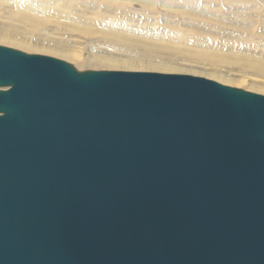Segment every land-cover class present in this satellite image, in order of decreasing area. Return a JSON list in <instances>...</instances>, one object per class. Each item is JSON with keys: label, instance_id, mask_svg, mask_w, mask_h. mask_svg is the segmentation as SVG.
Wrapping results in <instances>:
<instances>
[{"label": "water", "instance_id": "95a60500", "mask_svg": "<svg viewBox=\"0 0 264 264\" xmlns=\"http://www.w3.org/2000/svg\"><path fill=\"white\" fill-rule=\"evenodd\" d=\"M0 264H264V96L0 47Z\"/></svg>", "mask_w": 264, "mask_h": 264}, {"label": "bare ground", "instance_id": "6f19581e", "mask_svg": "<svg viewBox=\"0 0 264 264\" xmlns=\"http://www.w3.org/2000/svg\"><path fill=\"white\" fill-rule=\"evenodd\" d=\"M125 1L127 0H0V19L5 15L12 22H23L31 28L39 23L57 19L61 22V26L85 36L88 39L87 47L89 48L106 46L108 50H112L114 44H118L145 49L148 60L142 63L116 60L107 58V56L102 58L95 54V50L93 51L94 54L87 52L93 56L87 55L84 59L76 60L66 55L54 42L46 41L47 44L32 46L16 41L11 36V34L16 35L14 26H9L6 29L11 34H0V46L21 49L30 54H54L69 61L68 63H73L78 72H86L101 66L110 70H146L145 73H150V71L164 73L166 71H178L189 74L195 73L192 69H184L175 64L177 56L202 60L207 58L205 53L208 49L218 48L222 52L228 49L233 56L237 57L235 58L237 62L244 63L246 67L253 69L257 75L260 73L262 76L264 75V19L261 18L259 29L255 32L251 26H255L256 30L258 23L254 25L251 22V20L255 21L252 15L243 13L244 15L238 16L240 10L248 11L253 7L262 9L264 13V0H251L247 3L236 0H218L221 5L226 7V13H214L213 16L216 19L209 13L213 4L212 1L215 2L216 0H201L202 2L197 4L191 3L190 0H183L189 4L187 8L180 7L179 0H166V2L165 0H129L137 4L133 9L134 13L140 4V7L143 4L145 7L146 4L149 9L152 8V2L155 1L156 3H153L157 9L154 6V10L158 13L154 19H150L149 15H145L149 16V19L143 18L141 11H139L141 14L136 13L135 16L132 14L129 18L130 15H127L129 12L126 11L129 7H126ZM163 2L165 3L163 4ZM201 5H206V7H202L204 10L210 8L206 10L208 12L196 9L200 8ZM172 8H183L188 9V11H183L179 15V12L177 10L172 11ZM146 11L148 10L146 9ZM152 12L154 11L152 10ZM109 13L114 14L113 17L110 15L105 18V14L107 17ZM186 20L189 21L185 22ZM159 23L162 26H159ZM171 43L181 46L174 49L173 57H170L171 60L162 61L159 52L172 50ZM210 59L211 57H209ZM211 76L225 86L242 87L222 77ZM245 90L250 89L243 91ZM260 90L257 89L255 92L259 93Z\"/></svg>", "mask_w": 264, "mask_h": 264}, {"label": "rangeland", "instance_id": "374dc122", "mask_svg": "<svg viewBox=\"0 0 264 264\" xmlns=\"http://www.w3.org/2000/svg\"><path fill=\"white\" fill-rule=\"evenodd\" d=\"M197 1L198 0H190L191 3H195V4L202 2L201 0H199L198 2ZM236 1L242 2V3L243 2L247 3L248 1H251V0H236ZM2 2L9 4L5 1H2ZM153 2H155V1H153ZM153 2H152V4H153L152 8L150 7L149 9H148V7H146V4H145V7L143 6L144 4L140 7L141 4L138 3V4H140L139 8H138V10L135 9V13H134L133 9L135 8V6H137V4L132 3L129 0L125 1V5H127L126 7L127 8L129 7L128 10H126L129 12V13H127V15L128 14L130 15L128 17L131 18L132 14H133L132 16H135L136 13L141 14V12H143L141 14L143 18L146 17L147 19H149L151 17L150 19H154L155 17H157L158 12L156 10H154L156 6L154 5ZM165 2H166V0H165ZM165 2H163V4ZM212 2H213V4L211 5V10H210L211 12L209 11V13H211L210 15L213 16L214 13H219V12L226 13V7L224 5H221L218 0H216L215 2L214 1H212ZM179 5H180V7H184V8L189 7V4L184 2L183 0H179ZM170 6H171V4H170ZM199 7L200 8H196V9H198L200 11H205V12H208L206 10L210 9V8H207L206 10H204V8L202 9V7H206V5H203V6L201 5ZM141 8H143V9H141ZM146 9L148 11H146ZM156 9H157V7H156ZM130 10H131V12H130ZM152 10L154 12H152ZM175 10H177L179 12V15L183 11H188V9H183V8H176V9L172 8V11H175ZM139 11H141V12H139ZM149 11L151 14L148 13ZM243 13L252 15L253 16L252 18L255 21L253 22L251 20V22L254 23V25H256V23H258L257 27L260 24L259 22H261L260 21L261 18L264 19L263 18L264 13H263L262 9H260V8L253 7L248 11L240 10L238 13V16L244 15ZM110 15H112L111 17H113L114 14L109 13V15L107 14V17L105 14V18H108ZM145 15H149L150 17L145 16ZM152 15H155V16L152 17ZM171 16H174V14H171ZM214 18L216 19V17H214ZM138 19H141V18H138ZM188 21L189 20H186L185 22H188ZM160 23L158 25L162 26ZM0 25H1L0 26V34L9 33L6 31V29L9 26H14L16 29V31H15L16 35H13L11 33H9V34H11V36H13L16 41H20V42H23L24 44L32 45V46L47 44L46 41L54 42V43L58 44V46L61 48V50L66 55H68V56H70L76 60L84 59L87 55L89 56L90 54H88L87 52H89V53L91 52L94 54V52H93L94 50H95V54L100 55L102 58H106V56H107V58H113L116 60L134 61V62H141V63L148 60L147 51L143 48H131V47H126V46H121L118 44H114V47L112 50H108L106 48V46L93 47V49H92V47L89 48V47H87L88 39L85 36H83L82 34L76 32V31H73L72 29L61 26V22L57 21V19L50 21V22L39 23L34 28H31L29 25H27L23 22H21V23L17 22V21L12 22L8 18V16L3 15L0 19ZM251 27H252V30L254 29L253 31H255V32H257V29H259V27L258 28L256 27V30H255V26H253V25ZM180 46L181 45H177L176 43H171V48H173V49L172 50H166V51H160L159 52L160 53V59H162V61L171 60L172 58H170V57H173V53L175 51L174 49H176ZM0 47L13 49V50H16V51H19V52H22V53H25L28 55H39V56H45V57L57 59V60L63 61L65 63L71 65L77 71V67H75V65L73 63L72 64L68 63L69 61L62 59V58H59V57L55 56L54 54H30V53L24 52V50H21V49L17 50V48L14 49L12 47H7V46H0ZM102 47H104V48H102ZM89 49H90V51H89ZM96 52H98V53H96ZM205 54H206L207 58L206 59L203 58L202 60L191 58V57L189 58L187 56H177L178 58L175 59V64H178L177 65L178 67H182L184 69H187V68L192 69V71H194L195 74L179 73L178 71H166V73L154 72V71L151 72L150 71V73L189 75L192 77H199V78L211 80L213 82L220 84L219 82H217L215 80V78H213L211 76V75H214V76L222 77V78L232 82L233 84H238V85L242 86L239 88V87H233V86L231 87V86L227 85V87L236 88V89H243V90L244 89H250V90H245V91L249 92V93H254V94L264 96V93H261L262 91L264 92V75L262 76V73H260V75H257V73L255 71H253V69H251L248 66L246 67V65L244 63L237 62L235 60V58H237V57L233 56L232 53L229 52L228 49L226 51L222 52L218 48H211V49H208ZM90 56H93V55H90ZM209 57H211L210 60H209ZM89 71H122V72H136V73L147 72L146 70H135V71L134 70H110L108 68L101 67V66H98L97 68H95L93 70H89ZM221 85L225 86V84H222V83H221ZM257 89L258 90L261 89L260 92L258 91L259 93L255 92V90H257Z\"/></svg>", "mask_w": 264, "mask_h": 264}]
</instances>
